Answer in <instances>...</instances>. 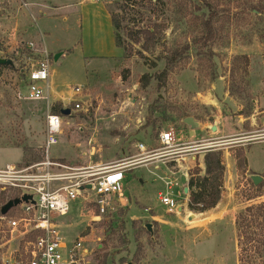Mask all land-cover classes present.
Listing matches in <instances>:
<instances>
[{
    "label": "rangeland",
    "instance_id": "rangeland-1",
    "mask_svg": "<svg viewBox=\"0 0 264 264\" xmlns=\"http://www.w3.org/2000/svg\"><path fill=\"white\" fill-rule=\"evenodd\" d=\"M25 1L0 0V57L13 65L0 69L1 167L27 165L25 144L41 158L30 164L45 158L47 104L17 97L25 89L28 67L42 57L30 42L51 55L52 112L57 114L55 108L64 105L63 97L82 102L80 110L62 116L59 143L50 149L53 159L79 168L128 161L143 155L140 142L148 150L160 149V130L171 128L182 141L216 142L220 146L215 149L223 151L222 202L207 211L188 207L199 215L190 223L160 204L158 192L164 183L148 172L153 166L145 163L126 172L125 203L113 198L100 214L92 191L88 199L70 202L67 215L54 216L65 243L83 244L85 254L74 264H264V210L262 215H249L246 210L264 204V0H210L219 12L215 42L200 55L193 46L169 71L161 90L154 78L165 68V58L204 31L209 10L201 2L199 10L197 0H165V5L153 9L148 0H133L135 8L124 17L118 8L122 0H98L122 20L119 32L126 50L116 46L112 20L106 14L102 17L90 0ZM250 3L261 6L263 14L256 17L255 11L246 10ZM151 25L164 28L166 47L143 49L141 31ZM131 30L140 40L129 37ZM58 53L63 54L56 61ZM148 73L154 78L144 87L143 76ZM77 85L83 86L78 94L73 90ZM184 114L199 122L193 136ZM148 116L156 126L146 124ZM212 125L219 128L214 131ZM205 150L197 151H202L196 155L199 160L191 162V177L204 175L200 156ZM170 157L156 160L162 163ZM182 173L176 174L180 185L171 191L180 199L185 195ZM253 174L263 177L258 185L251 181ZM5 191L7 198L15 195ZM1 192L0 188V202ZM194 192L186 194L192 198ZM208 211L217 213L210 218ZM15 215L11 212L7 219ZM244 216L249 226L236 225L237 243L233 222ZM148 223L153 224L152 233ZM88 227L89 234L82 236ZM35 238L34 232L12 231L5 222L0 224V264L11 257L27 259Z\"/></svg>",
    "mask_w": 264,
    "mask_h": 264
},
{
    "label": "built area",
    "instance_id": "built-area-1",
    "mask_svg": "<svg viewBox=\"0 0 264 264\" xmlns=\"http://www.w3.org/2000/svg\"><path fill=\"white\" fill-rule=\"evenodd\" d=\"M32 50L40 52L42 57L31 63L27 69V81L24 90L17 92L19 99L42 101L47 104L46 113V139L44 143V160L27 165L11 164L0 166V188L15 193L13 198L31 195L29 201L13 207L7 214L0 213V224L3 222L12 230L23 229L24 233L34 232L35 240L31 243L32 248L27 259L8 258L4 264H74L79 255L85 254L81 241L67 244L63 240L55 216H65L70 212V202L78 198L88 199L90 192H94V201L103 214L110 200L117 198L120 204L127 199L124 196L123 182L126 172L137 165L145 163L149 167L154 166L150 172L164 183V188L158 192V200L168 212H179V208L188 205L191 197L185 193L183 199L172 196V189L179 186L180 182L176 174L182 175L190 181L191 175L188 169H181L180 160H187L186 155L196 156L199 150H216L219 143H205L201 141L181 140V134L174 129L161 130L158 140L162 144L160 149L148 150L142 142L138 144V150L143 154L139 157L128 159V161L113 162L108 164L91 165L84 168L73 167L63 163L59 159H53L50 149L59 143V135L62 133V116L51 110L50 89V65L51 55L46 49H38L35 43L30 42ZM43 46H45L43 44ZM82 85L73 88L74 93H81ZM63 108L71 109V114L82 108L80 99H70ZM196 151V152H195ZM171 156L172 162H179L172 168L167 166L170 159L163 161L166 172H162L159 158ZM185 156V157H184ZM159 162V161H158ZM140 166V165H139ZM184 166V165H183ZM182 166V167H183ZM176 167V169H177ZM160 172V173H159ZM92 187L88 188L87 185ZM189 188V186H188ZM183 189V188H182ZM182 200V202H180ZM182 210V209H181ZM16 213L8 217L10 213ZM83 251V252H81Z\"/></svg>",
    "mask_w": 264,
    "mask_h": 264
},
{
    "label": "trees",
    "instance_id": "trees-1",
    "mask_svg": "<svg viewBox=\"0 0 264 264\" xmlns=\"http://www.w3.org/2000/svg\"><path fill=\"white\" fill-rule=\"evenodd\" d=\"M133 0H122L121 4H119V9L124 12V17L129 14L130 8H135L133 7L134 4L132 3ZM198 3H196V7L199 10L201 7L200 3L203 4L204 7L208 8L209 10V15L208 17H205L203 19V29L204 31L197 36L194 40L193 43H186L181 45L180 47L175 48L171 56L166 57V66L165 68L160 72L157 73L156 77L154 78L152 75L145 74L143 76L144 80V87H148L149 82L151 79H155L157 81V88L162 89L165 86L166 83V77L169 73V71L177 65V63L189 52V50L195 46V49L197 53L203 54L207 53V49L211 44H213L216 40V37L218 35V31L215 27V21L218 20V14L216 10H214V6L210 2V0H197ZM148 2L151 4L153 9H156L159 5H165V0H156L155 2L153 0H148ZM246 10L250 11H255L254 16L259 17L263 14V9L261 6L254 5L253 3L249 4ZM112 20H113V26L115 29V40L116 44L119 47H122L123 49L127 50L126 43L121 39V35L119 32V29L121 28V19L116 15L114 12H111ZM140 24V23H136ZM164 28L159 25H151L146 27L143 31L145 37H144V43H143V49L148 51L156 47H166V43L164 41V35H163ZM129 37H132L133 40L138 41L140 40L137 35H134L133 31L131 30L129 32ZM248 59H246L247 61ZM9 65V67H13L11 64H6ZM5 67V65H0V69ZM158 101H161L160 98H158ZM62 104L60 107L55 108V112L59 114L60 116H63L60 113V109L62 108ZM154 110H152L153 112ZM190 115L184 114L183 115V120L185 118L189 117ZM185 123V121H184ZM148 126H156V121L155 119H152L151 116H148L147 118V123ZM186 124V123H185ZM157 128L160 130L161 126L157 125ZM24 148L25 152V158L27 160V164L32 163L35 160H39L41 158H38L37 155L32 154V147L29 145L25 144L22 145ZM245 158L244 156V163H245ZM204 163H205V172L204 175L202 176H197V177H192L189 181V187L190 190L193 189L195 190L194 195L191 198V202L189 203V207L192 210H199V211H207L211 208H214L220 201L221 196H222V187H223V179L225 175V164L223 162V151L218 149V150H210L206 152L204 156ZM252 181V180H251ZM253 182V181H252ZM254 183V182H253ZM1 202H0V209L1 207L8 202V200L13 199V198H7L5 196L6 191L1 189ZM5 196V197H4ZM246 210L249 212V215H258V214H263L264 210V204H259V205H251L246 208ZM254 211V212H253ZM255 211H259L256 213ZM261 214V215H262ZM260 215V216H261ZM239 218V217H238ZM247 217L244 216L243 220L237 219V224L240 227L244 226H249L248 223H246ZM90 228L88 227L82 232V236H87L89 234ZM256 242H260V240L255 239ZM264 242V241H263ZM259 251L262 250L260 247L258 248ZM105 264V263H104Z\"/></svg>",
    "mask_w": 264,
    "mask_h": 264
},
{
    "label": "crops",
    "instance_id": "crops-1",
    "mask_svg": "<svg viewBox=\"0 0 264 264\" xmlns=\"http://www.w3.org/2000/svg\"><path fill=\"white\" fill-rule=\"evenodd\" d=\"M22 1H25V0H22ZM90 1H92V2H94L95 3V5L97 6V8H99V13H100V11H101V16L103 17L104 15L103 14H106V15H108V17L112 20V16L109 14V11L107 12V10H106V8H105V5H104V3L103 4H98L97 2H98V0H90ZM25 3H27V1H25ZM103 5V7H100V6H102ZM101 9V10H100ZM33 15V14H32ZM112 24H113V20H112ZM114 27V26H113ZM114 34H115V32H114ZM117 46V45H116ZM117 47H119V46H117ZM121 49H122V47H120ZM50 87H51V83H50ZM51 89V88H50ZM52 89H53V91L55 92V93H58L57 91H56V89L52 86ZM62 102L65 104V103H67L68 102V100L69 99H67V100H65V97H63L62 99ZM219 127L217 126V129H218ZM162 130V129H161ZM160 130V131H161ZM188 131H190V136H193L194 134H195V131L192 133L191 132V129L189 128V130ZM231 135H234V134H231ZM228 136H230V135H228ZM228 136H217V138H224V137H228ZM158 137H159V135H158ZM159 141V140H158ZM201 141V140H200ZM143 143V142H142ZM147 147V146H146ZM148 148V147H147ZM202 153V152H201ZM199 154V153H198ZM204 154H205V152H204ZM204 154L202 155V156H200L201 158H200V162L202 161V165L201 166H203V168H204V170H205V163H204ZM198 159L199 160V156L198 157H196V156H193V157H191V159H190V163L188 162V161H186L183 165H182V163H181V165L183 166V167H185V169H188V168H190V164H192L193 162H196V160L195 159ZM246 159L247 158H245V164H248V163H246ZM248 161V160H247ZM192 162V163H191ZM156 163H158V162H156ZM160 164H162V163H160ZM159 164V165H160ZM150 166H152V165H150ZM161 167H162V172H166V169H165V167L164 166H162V165H160ZM250 166V165H249ZM153 168H154V166H153ZM151 175H153L150 171H148ZM160 173V172H159ZM140 180V182H141V184H145V179L144 178H140L139 179ZM189 186V180L188 179H186V181H185V183L184 184H182V186H181V188H183V191L186 193V191H185V189L187 188ZM190 191V187H189V189H188V192ZM187 192V193H188ZM222 199V198H221ZM220 199V201H219V206H220V204H221V202H222V200ZM126 202V201H125ZM125 202H123V203H125ZM189 206L188 205H186V206H183L182 208H179V212L177 213V214H179L181 217H185V218H183L184 219V221L185 222H187V223H190V220L188 219V217H189V215L192 213V210H190L189 208H188ZM166 209V208H165ZM182 209V210H181ZM214 209V208H213ZM167 210V209H166ZM216 211V210H215ZM207 214H208V217H212V215H215L217 212H206ZM214 213V214H213ZM184 214V215H183ZM198 214H197V218H198ZM154 219H157L158 220V216H154L153 217ZM196 218V219H197ZM195 220V219H194ZM233 224H234V233H235V235H236V239H237V243H238V229H237V219H235L234 220V222H233ZM236 243V246H237V250L239 249V245ZM233 259H235V257H233ZM237 263H239V260H238V258H237Z\"/></svg>",
    "mask_w": 264,
    "mask_h": 264
},
{
    "label": "water",
    "instance_id": "water-1",
    "mask_svg": "<svg viewBox=\"0 0 264 264\" xmlns=\"http://www.w3.org/2000/svg\"><path fill=\"white\" fill-rule=\"evenodd\" d=\"M62 54H63V53H58V54L55 56V60L57 61V60L59 59V57H60ZM5 64H11V65H12V61L9 60V59H5V58H1V57H0V65H5ZM60 113H61L62 115L68 116V115L71 114V109H69V108H63V107H62L61 110H60ZM184 121H185V123H186L187 125H189V127H190L192 133H193V132L199 127V122H198L197 120H195V119H194L193 117H191V116L185 118ZM211 129L215 131V130H217V126H216V125H212V126H211ZM246 163H248L247 159H246ZM251 179H252V181L254 182L255 185H258L259 182H260L261 180H263V177H261V176H259V175H257V174H253V175H251ZM87 187H88V188H91L92 185H91V184H88ZM188 189H189L188 187L185 189L186 193L188 192ZM30 199H32V196H31V195H24V196H22V197H16V198L10 199V200H8L7 203H5V204L1 207V209H0V213H1L2 215H5V214H7V213H8L13 207H15V206L21 204L22 201H29ZM196 218H197V214L194 213V212H192V213L189 215V217H188V219H189L190 221H191V220H194V219H196ZM146 227H147L148 230L151 231V233L153 232V230H152V228H153V224L148 223V224L146 225Z\"/></svg>",
    "mask_w": 264,
    "mask_h": 264
}]
</instances>
